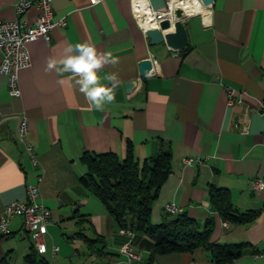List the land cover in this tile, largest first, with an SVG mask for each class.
I'll return each instance as SVG.
<instances>
[{"label":"crops","instance_id":"0c3cea01","mask_svg":"<svg viewBox=\"0 0 264 264\" xmlns=\"http://www.w3.org/2000/svg\"><path fill=\"white\" fill-rule=\"evenodd\" d=\"M142 1L167 9L168 0ZM16 2L0 0V21L17 17ZM132 4L54 0L55 20L66 18V24L58 23L50 41L29 43L32 64L19 72L21 96H11L8 77L0 72V120L5 117L0 122V212L9 202L25 199L28 182L38 175L43 176L42 199L52 211L48 251L37 252L22 217L15 216L11 235L0 238V263L28 264L32 253L35 264H214L202 248L153 255L151 239L132 229L133 236L121 233L124 227L82 182L89 171L82 161L86 152L123 158L131 142L140 163L171 149L172 170L154 202L152 224L165 219L170 202L201 222L214 215L213 242L248 244L235 264H264V189L251 188L254 178H264V0H214L202 12H187L182 19L189 43L181 50L166 42L152 44L136 23ZM36 14V8L28 12L31 20ZM83 41L118 60L99 72L108 86L104 77L115 73L118 78L115 100L103 110L90 109L69 74L45 71L50 57L60 58L68 44ZM145 58L159 64L139 78ZM130 81L135 86L128 90ZM226 85L237 90L239 102L228 103ZM22 112L29 118L25 139L35 147L37 164L15 136L16 114ZM187 156L202 161L188 165ZM212 186L230 190L238 209L257 210L258 216L224 225L210 205ZM128 243L136 257L122 251ZM53 244L60 246L56 256Z\"/></svg>","mask_w":264,"mask_h":264},{"label":"trees","instance_id":"16d2710c","mask_svg":"<svg viewBox=\"0 0 264 264\" xmlns=\"http://www.w3.org/2000/svg\"><path fill=\"white\" fill-rule=\"evenodd\" d=\"M126 155L121 158L114 152L91 154L86 152L82 161L88 173L82 182L105 203L107 209L120 227L132 229L136 236L151 239L153 255L174 252L195 251L202 248L209 253L214 264H235L246 251L247 243L222 244L212 241L215 216L204 222L186 211H166L165 219L152 224L154 202L159 196L162 184L172 170V153L169 147L140 163L135 157L133 145L129 142ZM209 201L214 212L232 223H248L258 216L257 210L242 211L233 201L230 190L212 186ZM28 264H35L34 255H27ZM153 261V256L150 258ZM0 264H9L2 261ZM157 264V263H154Z\"/></svg>","mask_w":264,"mask_h":264},{"label":"built area","instance_id":"2783aa9c","mask_svg":"<svg viewBox=\"0 0 264 264\" xmlns=\"http://www.w3.org/2000/svg\"><path fill=\"white\" fill-rule=\"evenodd\" d=\"M101 1L103 0H98V2ZM178 1H181V4L173 5L172 0H168L167 9L165 11H158L150 6L149 3L144 4L142 0H133L132 13L136 23L142 32L147 36L146 32L151 26H147L145 24L146 18H149V23L153 21L156 23V27H160V22L165 18H172V14L174 17L176 15L175 10L179 7L183 8V2H186L187 0ZM197 1L201 5L199 12L206 10L208 4H206L203 0ZM53 2L54 0H17V17L13 20L0 21V53L2 56L0 72L8 77V87L11 96L17 97L22 94L19 72L21 69L29 67L32 64L29 43L37 38H44L46 41H50L53 29L58 25V23L63 25L66 24V18L59 22L55 20ZM90 2L91 4H95L93 3V0H90ZM32 8L37 9V14L33 20H31L28 16V12ZM187 14L188 13L184 9L182 17ZM150 59L153 67L149 74H151L155 69V66L159 64L157 59ZM141 77L142 76L139 78ZM224 91L229 104H235L240 101L238 92L235 88L226 85L224 87ZM261 105L264 107V100L261 101ZM16 116L17 127L15 136L17 140L25 144L29 156L32 161L37 164L38 157L35 147L25 139V135L29 131V118L25 112L18 113ZM4 120L5 117H3L0 122H3ZM201 161L202 158L200 156H187L183 158V162L188 165H193ZM42 178V175H38L35 181L28 182L26 198L9 202L6 204L3 211L0 212V238L11 235L12 230L10 225L12 219L15 216H21L24 227L31 235L37 252L41 254L48 251V225L52 222V211L44 203L40 192ZM251 188L254 191L264 189V178H254ZM165 210L176 214L181 212L182 208L176 203L170 202L165 204ZM224 225L228 226L229 222L225 220ZM120 232L128 236L134 235V232L127 228H123ZM59 250V245H52L51 252L53 256H56ZM122 251L136 257L129 243L124 246Z\"/></svg>","mask_w":264,"mask_h":264},{"label":"clouds","instance_id":"9594fccd","mask_svg":"<svg viewBox=\"0 0 264 264\" xmlns=\"http://www.w3.org/2000/svg\"><path fill=\"white\" fill-rule=\"evenodd\" d=\"M96 2L98 0H93V3ZM117 62L111 52L100 51L94 43L83 41L68 44L60 58L50 57L45 71H54L58 76L69 74V79L79 87L90 109L103 110L105 104L115 100L118 78L115 73L104 77L110 84L108 86L102 82L99 72Z\"/></svg>","mask_w":264,"mask_h":264},{"label":"water","instance_id":"95a60500","mask_svg":"<svg viewBox=\"0 0 264 264\" xmlns=\"http://www.w3.org/2000/svg\"><path fill=\"white\" fill-rule=\"evenodd\" d=\"M206 4L212 3L214 0H203ZM175 16L173 18H165L160 22V27L148 28L146 34L151 39L152 44H159L166 42V44L174 50H181L187 47L189 43V36L186 26L183 22L182 16L184 9L179 7L175 10ZM174 27L173 32H167L164 34V30H168ZM152 61L150 58L141 60L139 64L140 76L144 77L150 73L152 69ZM135 86V82L130 81L127 83V89L131 90Z\"/></svg>","mask_w":264,"mask_h":264},{"label":"bare ground","instance_id":"6f19581e","mask_svg":"<svg viewBox=\"0 0 264 264\" xmlns=\"http://www.w3.org/2000/svg\"><path fill=\"white\" fill-rule=\"evenodd\" d=\"M172 4H181V1L178 0H172ZM183 8L185 9L186 12L192 13V12H197L201 9V5L197 0H187L186 2H183ZM145 24L147 26L151 27H156L155 22H150L149 23V18H146Z\"/></svg>","mask_w":264,"mask_h":264}]
</instances>
